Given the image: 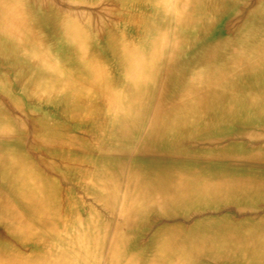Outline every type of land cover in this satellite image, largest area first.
Segmentation results:
<instances>
[{
    "label": "bare ground",
    "instance_id": "bare-ground-1",
    "mask_svg": "<svg viewBox=\"0 0 264 264\" xmlns=\"http://www.w3.org/2000/svg\"><path fill=\"white\" fill-rule=\"evenodd\" d=\"M110 2L93 35L90 11L0 0V264H264V0ZM2 93L94 203L61 211L66 172Z\"/></svg>",
    "mask_w": 264,
    "mask_h": 264
},
{
    "label": "rangeland",
    "instance_id": "rangeland-1",
    "mask_svg": "<svg viewBox=\"0 0 264 264\" xmlns=\"http://www.w3.org/2000/svg\"><path fill=\"white\" fill-rule=\"evenodd\" d=\"M56 1H58V3L60 5H62L64 7H68L72 10H82L83 9L84 10L83 12H89L90 11L92 14L90 17L91 18L90 19V21H91V32L93 31V33H91V34H93V35L98 30H100L103 25L109 29L108 26L110 24H112V23L116 24V23L120 22V19H119L117 13L114 11V9H116V7L113 6V4L111 2H110L111 4H109V0H84L85 3L84 2L83 3H77L81 0H56ZM107 4H109V5H107ZM101 10H102V12H101ZM106 10L109 11L110 13L109 12L107 13ZM232 13L235 16V13L234 12H232ZM87 18H88L87 16L81 15L79 18L80 19L79 21L80 22H86L85 20L88 21ZM235 22L236 23H242L241 17L236 15ZM94 26H96V27H94ZM0 70H2V67L0 68ZM12 72H13L12 69H10V71H7L8 79L11 81L14 78V73H12ZM18 94H20V93L17 90H15V89L12 90L11 95L17 96ZM2 96L8 100V103H10L9 105L11 107V112H12L13 116H15L17 118L19 117L20 120L24 121V123L28 122V124H29V126H28L29 127L28 128L29 137L26 136V140L27 141L29 140V142L27 143V141L24 140V143H23L24 151L25 152L27 151L26 153H29V155H31L33 157L34 162L46 173H48L46 171L47 168L54 169L56 167V165H59L60 169H63V171L66 172L65 176H66L67 180L65 182H64L61 174L59 175V174L54 173V172H56L55 170L51 171V173H50V174H52V176H54V178H57V180H59L60 184H61V188H62L61 189V199H62L61 211L62 210L64 211L67 199H70L72 201V203L73 204L75 203L76 205L79 203H81V204L83 203V204H87V205L94 203L93 196L87 195L86 188L84 187V184H82V181H81V184H78V177L79 176L77 177L76 174H72V172L69 173L68 170H70V169L67 170V168L65 167V163H63V161H61L59 158L57 159L56 152L59 149V146L54 144V143H48L49 145L46 144V148H45L44 147L45 145H44L43 146L44 149H47V150H49L48 148L50 145L53 146V147H50V150L48 153L46 151L44 152V149L38 147L37 142L34 140V136H32L33 131H32V128L30 127V107H29L28 103L23 101L21 107H16L14 102L12 101V99L9 97V95H5L2 93ZM11 105H13V106H11ZM38 106L40 108L39 112L42 116H45L46 114H48V121H47L48 125L58 128L60 126V124H62L63 126L61 125L60 127L64 128V126H65L66 129H69V126L72 127V121L69 118H65L59 114L52 113V112H54L52 110V105H50L44 101H41L40 105H38ZM13 108H15L16 110ZM17 111H19V112H17ZM66 131H64L63 134H65ZM20 135H21V132H18V133H16L15 137H17V136L20 137ZM246 142H248V138L246 139ZM47 145H48V148H47ZM24 146H27V147H24ZM36 152L39 154H37ZM50 152L53 153V155ZM38 159H40V160H38ZM58 161H59V163H58ZM50 162L52 163V165ZM49 163H50V165H49ZM42 166H45V168H43ZM74 166H77V164H74ZM44 169H46V170H44ZM68 192H70V195H68ZM100 210L108 213V211H107L108 209H106L104 207L103 208L101 207Z\"/></svg>",
    "mask_w": 264,
    "mask_h": 264
}]
</instances>
